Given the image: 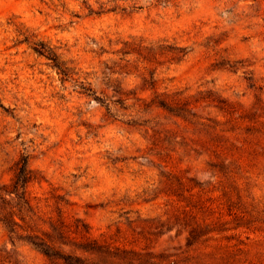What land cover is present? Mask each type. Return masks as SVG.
Returning <instances> with one entry per match:
<instances>
[{
	"label": "rangeland",
	"instance_id": "374dc122",
	"mask_svg": "<svg viewBox=\"0 0 264 264\" xmlns=\"http://www.w3.org/2000/svg\"><path fill=\"white\" fill-rule=\"evenodd\" d=\"M179 97L196 116L159 105ZM215 105L259 152L222 171ZM60 222L57 249L88 264H264V0H0V264H65L21 228ZM93 239L119 256L76 245Z\"/></svg>",
	"mask_w": 264,
	"mask_h": 264
},
{
	"label": "trees",
	"instance_id": "16d2710c",
	"mask_svg": "<svg viewBox=\"0 0 264 264\" xmlns=\"http://www.w3.org/2000/svg\"><path fill=\"white\" fill-rule=\"evenodd\" d=\"M38 53L47 56L49 59L53 61L54 66L65 76H70V71L68 67H66L60 60L55 51L47 45H45L43 42L35 43L33 47ZM148 48V46H146ZM134 51H129L127 54H132ZM187 52L185 49H180L176 54L172 55V59H182ZM84 87V86H83ZM86 90L92 91L89 87H84ZM142 98H137V100H141ZM119 102V100H116ZM198 102L192 103L182 100V98H174L171 101H160L159 105L165 109H168L170 111L179 112L178 115L186 113H191L190 109L198 108ZM219 102H222L221 100ZM186 106H190L188 109ZM216 108L219 109L221 116L225 118V120H215V119H208L213 125V129L211 130V136L210 140L208 142V145L210 146L208 148V151L211 153H214L215 158L217 161L215 163H211L210 165L212 167H219L222 171L224 169V163L227 162L229 165L233 164L235 162H238V160H241L245 154H256L257 153V147L256 144H252L249 141H241L238 138H235V135H232L233 133H237V130H243V127L241 126L245 120H247L248 117L241 115V111H239L237 108L231 107L228 108L226 106H219L215 105ZM187 108V109H186ZM192 115L196 116V113H191ZM220 115V114H219ZM200 118H203L199 116ZM248 122H251L252 119H248ZM241 124V125H239ZM252 126L247 125L244 127L245 131L248 133L249 131H252ZM255 129V128H254ZM251 134H256V132H251ZM259 152L257 153V155ZM28 160L25 158H22L19 162V172L16 175L15 185L14 187L16 189L6 191V194H15L16 197H19V220L22 222L24 221L23 217H21L22 212V205L21 201L23 200L25 204L28 207H32L29 198L26 197V186L27 183L30 181V170L27 168ZM18 187H19V193H18ZM6 219V218H5ZM19 222V226H20ZM63 226V224L60 222V224H51L50 223V230L42 228L41 229H34L32 226H23L21 227L24 231H27L26 240L31 243L32 245L39 248L42 253H44L48 258L52 260H63V263L65 264H88L86 263L85 259L80 256H73V255H64L59 252L57 249V241H55L54 233L58 231ZM81 237L85 238L86 233H88L87 230H85V227H82L81 230ZM88 239V237H87ZM62 244H66L62 242ZM189 244H193L189 242ZM78 245L84 252H92V253H105L113 257H118L120 252V249L112 250L113 248L106 246L105 244L101 243L99 240L93 239L89 241V244ZM123 254L129 255H136L134 251H127V250H121ZM126 256V257H127Z\"/></svg>",
	"mask_w": 264,
	"mask_h": 264
}]
</instances>
